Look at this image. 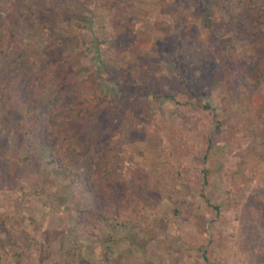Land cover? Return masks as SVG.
I'll list each match as a JSON object with an SVG mask.
<instances>
[{
	"label": "rangeland",
	"instance_id": "374dc122",
	"mask_svg": "<svg viewBox=\"0 0 264 264\" xmlns=\"http://www.w3.org/2000/svg\"><path fill=\"white\" fill-rule=\"evenodd\" d=\"M23 1L0 0V264H264V79L246 86L264 50L207 27L264 0ZM59 20L82 95L73 115L48 85L44 24ZM30 80L58 121L48 149L29 145ZM56 158L91 172L105 200L71 201ZM128 199L126 229L77 210L126 216Z\"/></svg>",
	"mask_w": 264,
	"mask_h": 264
},
{
	"label": "trees",
	"instance_id": "16d2710c",
	"mask_svg": "<svg viewBox=\"0 0 264 264\" xmlns=\"http://www.w3.org/2000/svg\"><path fill=\"white\" fill-rule=\"evenodd\" d=\"M57 5H68L72 4L74 0H57ZM29 0H24L21 5L24 11L29 7ZM262 8L257 6H246L243 11L237 16L230 19L228 22L220 23L214 20H209L207 22V27L211 31L215 38H222L227 34L239 31L242 34L251 36L252 41L258 46V50H264V13H262ZM61 20V19H60ZM59 20V21H60ZM49 24L45 23L44 27L49 28V30L55 35V41L52 43L53 47H48L46 51V61L50 68V74L48 79V85L59 86L57 93L52 99L51 103L53 105H59L64 107L62 112L64 114L73 115L75 113L74 105L82 98L81 90L79 87L78 79L73 78L70 75L71 72V62L66 60L63 56L64 47L69 43L70 37L63 31V26L60 23L55 22L52 27H48ZM1 34L0 36H3ZM3 39V37H2ZM258 64L260 65L261 74L259 75L260 80L251 85H246L250 90H255L261 87L262 80L264 79V58L260 54ZM34 81L30 80L26 83L24 88L19 91V95L22 103L26 106V111L31 119L30 127L27 131L29 145L34 148H51L55 146V141L52 140L53 126L58 121L46 120L42 117L39 112L44 106V102L38 99L33 94V84ZM2 90L0 86V91ZM47 89H44L43 94ZM66 112V113H65ZM51 164L56 168L61 177H68L70 180L69 189L72 191L71 201H74L75 193L76 196L85 194V197L92 194L97 196L96 198L105 200L104 195H100L98 191L92 189V183L90 178L92 174L89 171H77L71 164L66 160H60L56 158L51 162ZM94 167V166H93ZM95 168V167H94ZM84 179H81L83 178ZM104 183H109L113 186V180L106 177L103 181ZM100 181V183H103ZM106 192H109L108 188H105ZM129 208H126V216L121 213V211H108L101 208L93 209H81L77 207L80 213V218L83 215H88V218H92L97 222H104L113 229H126L129 225H132V218H134L135 210L133 208V200H129ZM125 216V217H124ZM96 229V225H94ZM95 236V235H92ZM96 237V236H95Z\"/></svg>",
	"mask_w": 264,
	"mask_h": 264
}]
</instances>
